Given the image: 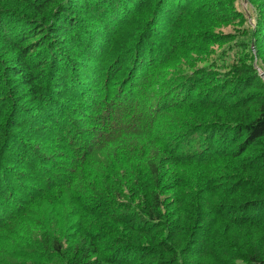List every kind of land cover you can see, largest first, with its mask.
<instances>
[{"label":"trees","instance_id":"obj_1","mask_svg":"<svg viewBox=\"0 0 264 264\" xmlns=\"http://www.w3.org/2000/svg\"><path fill=\"white\" fill-rule=\"evenodd\" d=\"M248 3L0 0V264H264Z\"/></svg>","mask_w":264,"mask_h":264},{"label":"rangeland","instance_id":"obj_2","mask_svg":"<svg viewBox=\"0 0 264 264\" xmlns=\"http://www.w3.org/2000/svg\"><path fill=\"white\" fill-rule=\"evenodd\" d=\"M237 10L241 11L245 15L246 25L249 26V28L254 29L255 27V15H251V11L253 10L252 6L248 3V0H237ZM235 31V29L232 26H224L218 28L217 35L222 33V35H232V32ZM224 46V44H218L214 45L212 47V52L216 51L217 53L221 50V48ZM250 48L252 49V53L254 55V59L252 61V66L254 69H256L259 76L264 80V71H262L259 68V63L257 62V57L255 55V48L254 44L250 42ZM229 59L232 57V52H229L228 55ZM261 180V183H263L262 187L264 189V179L259 178ZM245 233H248V235H244ZM227 234L231 238H235V235H244L243 239L241 240V243L244 242L245 245L240 246L237 243L236 249L240 252V254H246L247 256L251 255L253 251H258L261 247L264 251V231L259 230H251L247 229L246 227H237V228H227ZM235 249V250H236ZM204 264H213L209 261H204ZM232 264H246L243 263L240 258L238 257Z\"/></svg>","mask_w":264,"mask_h":264}]
</instances>
